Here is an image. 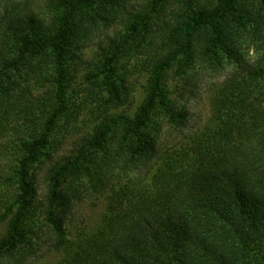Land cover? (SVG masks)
<instances>
[{"label":"trees","instance_id":"16d2710c","mask_svg":"<svg viewBox=\"0 0 264 264\" xmlns=\"http://www.w3.org/2000/svg\"><path fill=\"white\" fill-rule=\"evenodd\" d=\"M140 1L132 11L127 0L9 1L0 138L14 131L18 152L0 201V264H264V0ZM119 23L78 90L84 46ZM252 50L261 56L248 66ZM198 65L237 68L208 124L164 146L166 129L188 123L171 80ZM89 112L93 127L48 169L39 204L37 170ZM88 196H103L105 212L74 237L68 213Z\"/></svg>","mask_w":264,"mask_h":264},{"label":"rangeland","instance_id":"374dc122","mask_svg":"<svg viewBox=\"0 0 264 264\" xmlns=\"http://www.w3.org/2000/svg\"><path fill=\"white\" fill-rule=\"evenodd\" d=\"M9 1L29 4V0H0V19L6 15L5 9L11 3ZM141 4L140 0H127L126 3L128 11L134 10V7L139 9ZM30 6L33 11H36L38 8L31 3ZM120 28V23L118 25L114 24L110 29H104L97 37H92L84 46L76 66L75 87L78 90L84 87V75L105 37L113 34ZM260 56V53L252 50L246 56L245 63L251 66ZM236 68L234 65H229L219 71H211L202 65H198L187 76L171 80L172 100L177 110H184L188 113V123L182 129H166L162 134V145L171 147L180 144L183 140L194 135L208 124L212 115V99L217 89L231 77ZM146 79V75H138L133 80V84L136 86V93L131 102L132 109L130 111L132 112L135 111L143 100ZM19 117L23 118L26 116L22 113ZM94 120L95 117L90 112L85 116L82 115L73 126L74 128H69V133L59 147L58 152L54 153L37 170L34 176V186L36 200L39 204L43 202L46 194L45 178L48 169L55 161L68 155L73 150L75 145L86 135L89 128L93 127ZM17 139L18 136L14 131H12L11 135L3 134L0 138V201L7 197L6 190L8 189V185L5 184L4 178L17 157ZM105 208L106 201L103 196H88L81 204L72 207L68 213L67 223L73 236L76 237L83 232H89L94 229L99 224ZM3 232L4 229L0 228V237L3 235Z\"/></svg>","mask_w":264,"mask_h":264}]
</instances>
